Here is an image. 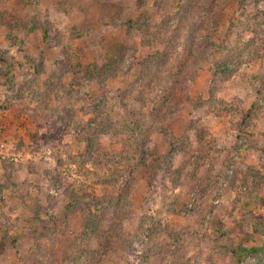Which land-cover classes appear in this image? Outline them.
<instances>
[{"label":"rangeland","instance_id":"obj_1","mask_svg":"<svg viewBox=\"0 0 264 264\" xmlns=\"http://www.w3.org/2000/svg\"><path fill=\"white\" fill-rule=\"evenodd\" d=\"M198 7L217 17L215 55L196 63L160 124L143 116L152 115L154 92L130 90L152 80L141 64L170 49L159 84L179 76L185 47L171 44L191 38L182 20L193 22ZM45 31L60 37L77 67L126 58L106 87L84 88L114 129L83 163L84 142L28 115L37 91L39 114L55 102L88 118L75 99L63 103L45 89L61 55ZM208 33L202 27L192 37L204 42ZM244 49L249 61L215 87L217 65ZM62 75L68 96L73 78ZM10 81L24 87L25 101L9 105ZM0 103V264H238L247 234L246 245H264V0H0ZM240 264H264V252Z\"/></svg>","mask_w":264,"mask_h":264},{"label":"trees","instance_id":"obj_2","mask_svg":"<svg viewBox=\"0 0 264 264\" xmlns=\"http://www.w3.org/2000/svg\"><path fill=\"white\" fill-rule=\"evenodd\" d=\"M184 7L185 11L189 12L188 4H185ZM213 11L214 10H210L209 7H205L204 9L198 7L194 9V12L199 16H192L193 22H190L187 17L183 18L182 24H188V28H190V31H188L187 34L193 36V32L202 27H207L209 33L204 42H198L194 40L192 36L190 39L186 40V43H184L185 46L180 42L179 44H177V42H172L171 46L176 48V52L179 48L178 46L185 47L184 50H182L184 52L183 57L185 60L178 66L177 75L179 76H171V80H169V78L165 80L170 82V84H165L161 87L157 75H162V79L166 78L165 74L170 70V66H168L169 61L174 55L172 54L173 52L171 53L173 49H170L171 51L167 50L159 56H150L141 64V72H151L152 80H150V77L148 76V79L138 80L132 85L130 94L131 96L143 98L146 92H154L155 97L152 98L154 106L151 109V113H149L152 115L149 118L147 113H143L144 117L146 116L148 119L152 118L160 124L164 123L173 111V108H171V100L178 96L177 94L180 92H185L190 85L189 81L193 80V76L196 73V63L199 60L211 61L213 59L217 45L215 42V36L217 33L216 27L218 25L217 17ZM32 25L29 27L33 28ZM43 37L51 46L54 47L55 45H59L61 51V55L56 62L59 74L54 73L53 75L55 76L52 75V77L46 82L45 89L54 94L56 98H59L63 103L66 100L70 103V101L75 99L73 101L74 106L78 103L80 105L78 111L82 112L84 117L88 118L84 119L80 114H77V112L73 110L74 107L71 104L69 107H65V110H62L60 106H56L55 102L48 104L47 110L50 111L51 114H39L43 100L41 98L42 96H40V92L37 91L35 96L38 101L35 106L32 105V107L29 108L28 115L37 123H43L46 126L54 127L60 131L66 130L74 134L79 141L84 142L85 150L77 155V160L79 162L82 161L83 163L84 160L95 157L97 149H101V134L110 132L114 129L113 124L110 125L107 121V119L110 120V118L105 112L103 113L102 107L98 103V96L95 94L92 95L91 92L85 91L84 88L87 84L94 82H98L100 86L106 87L109 79H113L119 74L123 63L125 62L124 59L126 58H123L122 60H113L111 63L103 64V66H88L86 68L77 67L71 63L75 54L66 48L63 43L60 44V37L58 35H53L52 33L45 31ZM249 59V52L246 51V49L238 51V54L234 53L226 56L223 59L224 61L219 63L216 67L213 85L215 86L216 84L219 85L222 82H226L228 78L237 72L239 65L243 64L244 61H249ZM42 69L43 65L40 63L36 64L34 76H38ZM62 74L71 75L73 78V80H71V86H73V89L72 91L67 90L68 96L59 90L60 87L66 89L67 86L63 78L64 75ZM20 83L25 85L23 80ZM3 85L7 87L8 98L11 97L13 101H9V105L14 104L17 101H25L24 87H21L19 82L18 84L13 85L10 81V83L7 82ZM76 87H78V89ZM146 102L147 99H145V103ZM3 107L4 104L0 103V110L3 109ZM65 112L67 113L60 114ZM138 126L136 124L134 127L138 128ZM257 214L259 218L261 215V220L264 219V212H257ZM95 227H97V225L96 221L93 219L88 223L87 228L92 230ZM250 238V234H247V237H245L237 246L236 256L238 264L242 263L246 256H257L264 252V245H246V242L250 241ZM224 250L225 247L218 249L217 254H222Z\"/></svg>","mask_w":264,"mask_h":264}]
</instances>
